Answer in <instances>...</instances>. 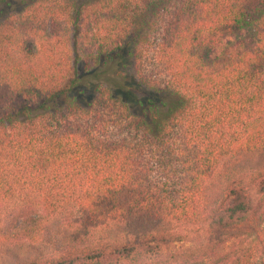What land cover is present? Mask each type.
Instances as JSON below:
<instances>
[{"label":"trees","instance_id":"obj_1","mask_svg":"<svg viewBox=\"0 0 264 264\" xmlns=\"http://www.w3.org/2000/svg\"><path fill=\"white\" fill-rule=\"evenodd\" d=\"M0 264H264V0H0Z\"/></svg>","mask_w":264,"mask_h":264},{"label":"rangeland","instance_id":"obj_2","mask_svg":"<svg viewBox=\"0 0 264 264\" xmlns=\"http://www.w3.org/2000/svg\"><path fill=\"white\" fill-rule=\"evenodd\" d=\"M225 45V44H223ZM221 51V50H220ZM94 73L86 75L81 82L79 90L83 92L84 98H89L95 85L106 80H111L115 86V90L119 92L124 101L127 102L131 110L136 109V101L144 96V92L140 91L136 86V80L132 62L129 58H119L113 63H104L98 65ZM119 73L120 75H118ZM83 85V86H82ZM144 93V94H143ZM231 241L226 243L222 250L229 247ZM188 244H174L170 250H177L187 247Z\"/></svg>","mask_w":264,"mask_h":264}]
</instances>
